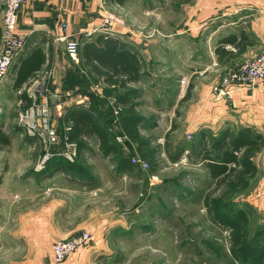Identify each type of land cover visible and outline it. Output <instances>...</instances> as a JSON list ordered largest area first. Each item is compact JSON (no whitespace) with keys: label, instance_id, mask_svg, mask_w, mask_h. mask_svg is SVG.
<instances>
[{"label":"crops","instance_id":"1","mask_svg":"<svg viewBox=\"0 0 264 264\" xmlns=\"http://www.w3.org/2000/svg\"><path fill=\"white\" fill-rule=\"evenodd\" d=\"M5 1L0 0V37ZM129 2L134 0H127L123 4L112 0H28L19 11L18 31L28 34L27 47L0 85V135L10 138V144H0V253L7 251L13 260L20 248L10 245L12 228H18L20 239L33 254L24 259L22 253L17 261L11 260L12 264H52V244L77 237L83 232L93 235V243L61 264H97V257L102 254L100 251L106 249V237L116 235L118 231L122 234L129 231L126 209L117 212L114 203L124 205L129 202L128 196L120 195L113 200L110 194H102L107 186L99 180L96 173L100 170L98 165L88 164L86 168L82 165L68 166L65 169L59 163L50 162L40 167L37 162L41 152L43 154L42 146L39 152L33 153V140H28L26 136L23 138L24 135L19 132H12L7 116L17 99L15 80L19 70L36 50H42L46 61L42 70L35 75L43 72L49 63L52 72L55 69L53 78L55 72L58 76L73 75L72 85L64 88L71 90L73 95L67 104L68 112L63 119L61 116V121H57L60 129L61 124L65 130L70 128L67 116L75 108L103 120H108L107 117L111 115L109 102L120 90L106 85L102 78L93 75L83 66L81 59L74 69L66 67L62 61H72L66 53L68 41L112 15L116 19L109 26L113 31L111 35L125 42L142 65L141 80L131 86L140 91V99L137 100V111L143 118L139 125L140 133L150 138L157 148L160 165V152L169 158L170 154L172 157L176 155L169 149L165 150L160 138L156 137L157 143L152 140L151 133L163 123L167 125L170 122L172 125L167 127L165 136L173 137V145L183 144L185 147L180 153L181 158L183 154H191V149L187 144L190 141L176 139L180 133L191 137L196 144L205 133L218 137L228 129L252 128L264 137V83L252 89L235 88L229 96L220 98L212 92L213 86L220 82L223 75L263 51L264 0H192L193 4L185 6L187 17L182 27H178L181 23L177 22H138L136 18L132 22H125L123 19ZM139 27L146 28L145 32L139 31ZM165 27L168 29H163ZM241 32L253 44L242 51L225 44V50L232 52L233 56L227 61H220L217 54L220 42L232 35L239 37ZM82 72L89 75L86 84H81ZM95 82L103 88L105 96L98 98L91 92ZM61 86L59 83L53 85V93H62ZM88 98L91 104L90 109L86 110L82 107V101ZM116 129L120 130V127ZM90 140L98 143L96 137ZM123 140L124 153L137 156L136 146ZM16 154L19 159L15 158ZM255 163L259 173L263 171L264 174V147L256 156ZM160 165L158 173L161 171ZM105 169L110 175L109 182L114 183L115 179H119L121 194L122 190L131 187L138 190L143 184L138 178H133L140 174L138 168L125 171L120 170L118 164L107 163ZM158 173L152 174V177ZM167 195L168 201L174 200V195ZM143 200L142 196L135 201L141 204ZM135 213L139 215L138 207Z\"/></svg>","mask_w":264,"mask_h":264},{"label":"rangeland","instance_id":"2","mask_svg":"<svg viewBox=\"0 0 264 264\" xmlns=\"http://www.w3.org/2000/svg\"><path fill=\"white\" fill-rule=\"evenodd\" d=\"M189 3L193 4L194 2L192 0H134V2L127 4L128 11L126 10V17L123 20L125 22H132L136 18L138 22H153V20L155 22H177L181 23L178 27H182V22H186L185 19L187 17L185 6H188L187 4ZM163 29L168 28L165 27ZM145 30L146 28L140 29L139 27V31L145 32ZM84 40L89 39H80L79 47ZM69 57L72 61L64 59L62 63L65 62L66 67L76 68L80 56L77 53V57ZM45 74L46 72L34 74V77L29 80L30 84L33 85L39 82L42 86L46 82V79H43ZM225 75L221 77V80ZM72 77V74L58 76L55 72L54 78L52 76L49 82L50 91L53 93L52 86L58 83L62 85L60 88L63 93L69 91L64 90V88L72 85ZM80 78L82 80L81 84H86L89 75L82 72ZM219 83L212 88L213 94L218 98L220 97L215 89L219 88ZM91 92H94L98 98L105 96V92L98 82L93 83ZM23 94L27 95V90ZM16 96V102L10 108L7 119L10 121L12 132H19V134L24 135L23 138L26 136L28 140L32 141L28 137L25 125L22 123L24 113L22 106L19 104L17 93ZM87 101L88 104H91V99L89 100L88 98ZM113 102L114 98L109 102V106ZM66 112H68L67 109ZM53 115L56 121H61V116L57 115L56 110L53 111ZM118 116L112 110V114L107 117L113 128L118 125ZM168 126H172L170 122L167 125L163 123L158 130L151 133L153 135V142L157 143L158 138H160V142L163 143L165 150L167 149L165 135L168 131ZM56 130L59 137L52 153L55 155H59V153L64 154L63 158H66L67 148L65 138L68 135L63 124H61V129L57 125ZM169 139V150L175 155L178 145H173L171 142L173 137H169ZM176 139H180L182 142H186V139L190 141L187 144L191 149V154H183L182 158L180 157L176 163L167 154L164 155L160 152L162 162L160 165L161 171H159L158 175L152 177L148 173L149 169L144 170L138 166L140 174L133 178H138L144 185L141 183L138 190L135 187L122 190V194L119 179H115L114 183L109 182L110 175L105 169L107 163L118 164L117 158L115 159L114 155L105 156L97 142L89 140V146L84 151L83 157L74 162L75 166L82 165L84 168L88 164H95L100 167V170L96 171L100 178L98 179L105 182V187L107 186L102 194H110L113 200L119 198L120 195L128 196L129 199V202L124 205L114 202L117 212L126 209L129 216V231L127 234H122L118 231L116 235L113 234L106 237V249L100 251L102 254L97 257V264H264V233L259 234L264 227L263 171L252 178L249 186L245 189L232 191L223 197L224 190L219 192L213 191L215 181L209 176L203 163L197 156L198 146H196L194 140L181 133ZM121 140L124 141L122 137ZM31 144V147H35V151H32L33 153L40 151V144H34L33 141ZM40 155L38 162L36 160L38 164L41 163L44 152L43 154L41 152ZM15 158L19 159V156L16 154ZM96 173L95 171L93 172L94 176ZM128 184L132 183L128 182ZM168 193L170 196L174 195V200L168 201ZM142 196L143 202L141 204L137 203L135 200ZM214 202L218 205V214H221L223 218L235 219L238 215H243L247 219L243 227L245 246L238 257L232 256L231 253L230 229L214 222L212 219V214L209 212V203ZM137 207L139 208V215L135 213ZM136 219H138V223ZM131 224L133 225L131 226ZM12 230V243L10 245L19 246L20 248L14 254L13 260L19 259V255L22 253H24L22 254L23 256L25 255L24 259H27L32 251L20 239L18 228H12ZM92 243L93 241L90 244ZM77 253L57 264L74 258ZM51 254V262L52 264H56L54 263L55 257L52 249ZM11 260L12 256L7 251L0 253V264H12L13 260Z\"/></svg>","mask_w":264,"mask_h":264},{"label":"trees","instance_id":"3","mask_svg":"<svg viewBox=\"0 0 264 264\" xmlns=\"http://www.w3.org/2000/svg\"><path fill=\"white\" fill-rule=\"evenodd\" d=\"M112 1L123 4L127 0ZM225 44L233 45L242 51L247 46H251L253 41L244 32H241L239 37L232 35L222 40L217 48L219 60L222 62L233 56L232 52L225 50ZM78 51L85 68L96 77L102 78L106 85L120 90L114 96L115 104L110 106L111 114L113 108H120L117 125L120 130L116 129L117 126L113 128L108 120L95 118L88 111L72 109L67 116V124H70L67 135L68 140L77 146L75 161H78L87 150L88 141L96 137L104 155H114L115 159L117 158L120 170L132 171L139 168L132 163V158L137 157L148 163L150 175L158 173L160 165L157 159L158 150L152 145L151 139L141 135L139 130V125L143 121L137 111L140 91L131 86L141 80L142 65L138 56L125 42L110 34H98L95 39L82 42ZM45 61L46 56L42 50H36L33 57L19 70L14 84L15 90L22 88L28 79L41 71ZM50 67L49 63L46 68ZM20 98L27 101L26 94H22ZM29 104L28 102L27 106ZM117 136L125 139L127 143L134 144L137 156L125 154L123 142H118ZM0 144L2 146L10 144L9 136L1 134ZM169 146V136H166V148L169 149ZM196 146H198L197 156L209 176L215 181L213 191L224 190L223 197L232 191L245 189L249 186L250 180L259 174L255 158L264 147V137L252 128H242L237 131L228 129L218 137L205 133ZM177 150L179 152L178 154L176 152L175 157L170 154L172 161H178L185 147L181 144ZM50 162L59 163L65 169L68 166H75L74 162L71 163L60 155H55L48 161ZM218 209L216 202L209 203V212L213 221L230 229L231 253L232 256L238 257L245 246L243 227L247 219L243 215H238L235 219L223 218L218 214ZM260 233H264V227Z\"/></svg>","mask_w":264,"mask_h":264},{"label":"built area","instance_id":"4","mask_svg":"<svg viewBox=\"0 0 264 264\" xmlns=\"http://www.w3.org/2000/svg\"><path fill=\"white\" fill-rule=\"evenodd\" d=\"M28 0H6L3 8V26L2 34L0 37V85L6 80L12 65L15 60L20 57L26 50L28 34L18 31V14L21 7ZM114 16L109 15L104 22L96 24L93 28L85 30L83 33L74 37L71 41L66 43V51L72 58L77 57L79 41L81 38L92 39L98 34H112L109 27ZM264 22V19H263ZM66 27V25H63ZM46 72V82L41 86L37 84H30L17 90L19 96V104L22 106L24 119L22 123L27 129L28 137L35 143L42 146L44 157L39 163L40 167L47 164V161L52 158L54 153L52 150L55 148V143L59 137L57 133V121L54 118L53 111L56 110L57 115H66L67 104L70 103L73 92L67 91L65 93L54 94L50 91L49 82L53 76L51 68H45L43 73ZM264 83V49L263 51L242 63L238 68L226 74L219 83V88L215 90L218 92L219 97L227 96L235 87L254 88L258 84ZM30 85V87H28ZM27 90V101L30 103L27 106V101L20 98V96ZM55 96V104L51 102L50 96ZM113 102L111 105H114ZM82 107L86 110L89 109L88 101H82ZM113 112L118 116L120 108H113ZM65 117V116H64ZM67 131L70 128H66ZM68 134V133H66ZM118 142H122L121 137H116ZM67 157L71 163L75 161L77 156L75 143L65 138ZM60 156L64 154L59 153ZM132 163L140 166L144 170H148L147 162L140 160L137 157L132 158ZM93 241V235L90 232H84L77 237L66 240H60L52 244V252L54 254V263H60L71 255L85 249Z\"/></svg>","mask_w":264,"mask_h":264},{"label":"water","instance_id":"5","mask_svg":"<svg viewBox=\"0 0 264 264\" xmlns=\"http://www.w3.org/2000/svg\"><path fill=\"white\" fill-rule=\"evenodd\" d=\"M50 99H51V102H52L53 104H55L56 97L52 95V96H50Z\"/></svg>","mask_w":264,"mask_h":264}]
</instances>
